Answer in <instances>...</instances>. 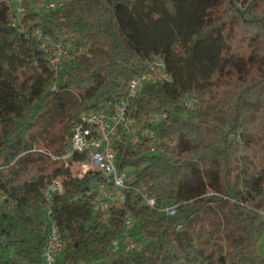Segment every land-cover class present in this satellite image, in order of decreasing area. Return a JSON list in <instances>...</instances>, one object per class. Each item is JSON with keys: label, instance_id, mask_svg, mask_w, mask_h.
<instances>
[{"label": "trees", "instance_id": "16d2710c", "mask_svg": "<svg viewBox=\"0 0 264 264\" xmlns=\"http://www.w3.org/2000/svg\"><path fill=\"white\" fill-rule=\"evenodd\" d=\"M47 1L57 8L38 12L24 0L18 18L15 0H0V264H44L50 218L66 245L58 264H264V0ZM43 40L69 51L58 77ZM157 58L172 82L146 86L128 116L141 125L165 115L154 126L161 146H116L118 169L129 173L125 200L96 212L100 175L80 180L48 154L64 156L82 115L119 104ZM190 97L199 100L191 116L181 107ZM56 102L67 116L49 145L36 135ZM245 104L257 106L255 132H241ZM240 159L253 164L242 199ZM55 178L64 190L49 204ZM221 205L225 224L213 233L207 210ZM127 216L140 251L120 245Z\"/></svg>", "mask_w": 264, "mask_h": 264}, {"label": "built area", "instance_id": "2783aa9c", "mask_svg": "<svg viewBox=\"0 0 264 264\" xmlns=\"http://www.w3.org/2000/svg\"><path fill=\"white\" fill-rule=\"evenodd\" d=\"M23 1L15 0V13L18 18L25 12ZM32 1L34 4L38 3L35 5L36 8L34 7L38 12H49L57 8V3H49L47 0ZM36 34L40 36L38 31ZM42 48L49 51L50 69L55 77H58L66 70L70 62L69 51L62 44H51L47 40H43ZM171 82L172 78L161 58L149 62L147 69L130 81L127 96L119 104L108 105L96 112L82 115L74 127L70 148L64 156L57 157L48 154L54 161L62 162L65 169L74 171L75 176L80 180L90 173L100 175L102 181H96L92 190V193L96 194L94 202L96 212L108 214L116 203H123L125 200L123 192L128 189L126 182L129 173L127 171L120 172L118 169L116 146L124 141L133 147L148 142L156 153L162 143L154 126L158 125L165 115H153L149 119V124L138 125L128 116L131 100L139 96L146 86ZM52 89L56 90V86H53ZM198 106L199 100L196 97L181 101L183 112L189 116L197 112ZM75 154L82 155L84 160L73 162ZM63 190L62 179H53L46 192L47 202L50 204L53 197L56 194H62ZM143 198L146 206L155 209V199L147 194L143 195ZM4 200L5 197L0 195V206ZM176 211V206H172L165 213L173 217L176 215ZM51 214L52 212L49 210L48 215L51 216ZM133 226L132 218L127 216L120 245L122 244L132 251H140L139 245L130 234ZM181 229L182 226H179L178 230ZM120 245L116 244L114 250L117 251ZM65 246L56 221L50 218L48 241L43 256L44 264H58V258L63 254Z\"/></svg>", "mask_w": 264, "mask_h": 264}, {"label": "rangeland", "instance_id": "374dc122", "mask_svg": "<svg viewBox=\"0 0 264 264\" xmlns=\"http://www.w3.org/2000/svg\"><path fill=\"white\" fill-rule=\"evenodd\" d=\"M244 1L245 0H238V4L241 5L242 2ZM37 4H34V7ZM244 108L246 111V119H245V125L241 132H243L247 126L250 127L255 132L256 123H255L254 114L255 111L257 110V106L253 104H245ZM66 116L67 114L64 113L62 107L57 102L54 103L51 106V109L47 113V115L40 120L39 130L36 137L43 141L46 140V143H48L49 145H53V143H56L59 139V135L63 131V125ZM236 140L239 141L240 140L239 137H236ZM51 152L53 153L52 149ZM260 155L262 156V158H264V145L260 149ZM239 163H240V168H239L238 184H237L236 192L239 195V198L242 199L252 194V186L254 184L250 176V172L253 170V164L249 162L247 159H240ZM187 173H188V177H190V172L188 171ZM224 210H225V205L209 208L207 210L208 216L211 220V227L213 233H218L219 231H221L225 224V220L222 215V212ZM260 214L264 217V212L261 211ZM216 248H220V245H216ZM258 253L259 255L264 257V237L258 246Z\"/></svg>", "mask_w": 264, "mask_h": 264}, {"label": "crops", "instance_id": "0c3cea01", "mask_svg": "<svg viewBox=\"0 0 264 264\" xmlns=\"http://www.w3.org/2000/svg\"><path fill=\"white\" fill-rule=\"evenodd\" d=\"M121 246H123L122 244H121ZM124 247V246H123Z\"/></svg>", "mask_w": 264, "mask_h": 264}]
</instances>
